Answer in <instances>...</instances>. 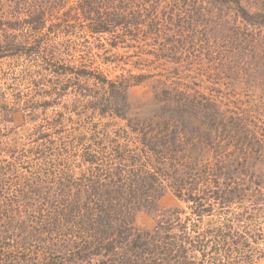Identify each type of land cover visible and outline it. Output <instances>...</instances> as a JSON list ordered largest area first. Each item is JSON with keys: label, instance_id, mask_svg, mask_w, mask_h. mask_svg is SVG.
Wrapping results in <instances>:
<instances>
[{"label": "trees", "instance_id": "obj_1", "mask_svg": "<svg viewBox=\"0 0 264 264\" xmlns=\"http://www.w3.org/2000/svg\"><path fill=\"white\" fill-rule=\"evenodd\" d=\"M232 3L243 27L246 22L264 28L263 13H249L240 0ZM98 9L97 4L92 7L88 0H80L62 13L80 18L81 26L92 34L109 31L122 16L114 10V20L102 18ZM108 10L113 9L105 13ZM23 13L24 24L35 32L44 27V16L51 18L40 9ZM10 48V44L0 47V60L20 55V50L28 59L36 54L32 49L7 52ZM54 67H58L56 76L72 74L60 62ZM146 78L143 73L117 81L101 78L108 91L101 114L110 112L127 127L133 126L134 132L141 123L148 129L138 130H143L140 151L129 148L128 133L121 128L113 138L95 128L84 140L87 144L81 139H75L74 145L57 144L50 131L39 127L34 128L28 147L17 132L15 137L5 133V142L0 138V150L1 143L5 148V157L0 154V264H253V258L241 251L248 252L260 234L239 235L232 221L241 217L223 219L229 214L223 209L245 200L251 221L262 207L261 183L245 167L261 158L264 150V87L258 100L245 101V112L235 116H226L229 111L220 109L222 98L213 97L208 87L192 91L183 85L164 93H172L163 97L170 102L167 111L141 120L129 117L126 93ZM11 118L1 105L0 120ZM54 121L62 119L57 116ZM202 151L211 158L203 159ZM18 168L23 176L17 174ZM237 170L247 177L243 180ZM168 189L189 204L195 221L188 225L189 219L181 222L178 216L150 231L135 229L136 213L155 209ZM254 208L258 209L251 212Z\"/></svg>", "mask_w": 264, "mask_h": 264}, {"label": "rangeland", "instance_id": "obj_2", "mask_svg": "<svg viewBox=\"0 0 264 264\" xmlns=\"http://www.w3.org/2000/svg\"><path fill=\"white\" fill-rule=\"evenodd\" d=\"M88 1L92 7L97 4L102 18L114 20V10L122 16L115 19L117 24L109 26V31L92 34L81 26L80 18L73 20L72 15L64 14L80 0H0V47L10 44L7 52L13 49L36 52L31 59L24 57L20 50V55L0 60V110L1 105L6 106L7 114L12 117L8 122L0 120V138L4 142L5 133L15 137L13 133L17 132V136L25 137L23 142L29 143V139L35 137L32 136L34 128L39 127V130L50 131L57 144L61 141L74 145L75 139H88L95 128L108 133L110 138L121 128L129 135L125 136L129 148L140 151L143 130H138L147 129L146 126L141 123L134 132L133 126L127 127L125 121L110 112L101 114L99 109L106 104L104 100L108 96L101 78L117 81L134 74L148 75L126 93L129 107L125 112L140 120L162 109L167 111L166 105L170 102H165L164 93L169 89H182L183 85L192 91L208 87L213 97L222 98L220 109L229 111L226 116L245 112V101L258 100L262 95L264 28L246 22L243 27L244 23L235 18L234 0H222V3H219L221 0L212 3L209 0ZM240 3L249 13L264 14V0H240ZM33 9L45 11L51 17L44 16V27L36 32L23 22V12ZM107 9L113 10L105 13ZM208 11L213 14L208 15ZM238 26L241 30H237ZM254 43L259 48L252 47ZM163 53L169 56L164 59L159 55ZM55 62L71 68L72 74L56 76ZM67 80L68 87L63 90ZM197 83H203L202 88ZM192 91L189 92L192 94ZM57 116L62 122L54 121ZM1 146L0 154L5 157L2 143ZM185 150L187 148H184V157ZM204 153L203 159L211 158ZM259 154L262 157L245 169L258 178L264 193V150ZM237 173L242 174L243 180L247 177L245 172L237 170ZM17 174L23 176L24 172L18 168ZM261 199L262 207L251 221L245 214L250 208L245 200L223 209L225 214L229 211L223 219L233 214L241 217L239 221H232L239 235L260 234L261 238L248 252L241 251L242 256L253 258V264H264V195ZM178 216L181 222L189 219L188 225L196 219L191 217L189 204L168 189L156 202L155 209L136 213L134 227L138 231H150L159 222ZM217 221L221 223L222 218L218 216Z\"/></svg>", "mask_w": 264, "mask_h": 264}]
</instances>
